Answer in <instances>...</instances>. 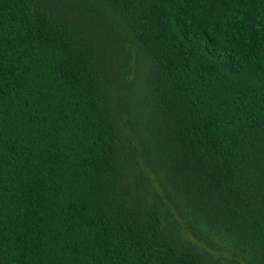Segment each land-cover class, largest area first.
I'll return each instance as SVG.
<instances>
[{"label": "trees", "instance_id": "trees-1", "mask_svg": "<svg viewBox=\"0 0 264 264\" xmlns=\"http://www.w3.org/2000/svg\"><path fill=\"white\" fill-rule=\"evenodd\" d=\"M0 264H264V0H0Z\"/></svg>", "mask_w": 264, "mask_h": 264}]
</instances>
